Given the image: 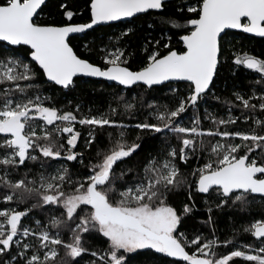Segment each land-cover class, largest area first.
Instances as JSON below:
<instances>
[{"label":"snow or ice","instance_id":"1","mask_svg":"<svg viewBox=\"0 0 264 264\" xmlns=\"http://www.w3.org/2000/svg\"><path fill=\"white\" fill-rule=\"evenodd\" d=\"M83 7L86 18L69 0H0V264H155L157 254L173 258L168 264H264V53L241 46L225 56L229 30L264 38V0ZM138 21L167 35L144 36L133 67ZM118 24V34L89 35ZM224 64L233 77L244 69L259 78L233 82L222 99L214 88ZM78 77L114 82L116 106H57L54 93H72ZM121 86L141 92L126 100ZM158 89L167 90L163 102L146 99ZM209 99L224 115L201 111ZM129 128L138 132L131 141ZM145 136L159 143L146 149ZM138 152L143 159H133ZM200 194L206 217L197 222ZM225 209L233 231L221 239L217 212ZM34 210L46 222L32 221ZM98 240L105 246L91 247Z\"/></svg>","mask_w":264,"mask_h":264},{"label":"trees","instance_id":"2","mask_svg":"<svg viewBox=\"0 0 264 264\" xmlns=\"http://www.w3.org/2000/svg\"><path fill=\"white\" fill-rule=\"evenodd\" d=\"M175 2L178 4L182 2V0H175ZM69 4L73 8H79L82 13H84V0H69ZM87 13H84V17L86 18ZM140 25L139 30L137 31L136 36H133L131 38L132 43V49L133 51H136L137 55L133 62V67H138L141 60H143V54L141 52V46L144 44V36H148L149 39H161L163 35H167V33L162 32L159 28L148 32L144 30L143 24H141L139 21L137 22ZM123 26L118 24L116 26H113L111 29L109 28H103L98 29L95 33H89L90 36H94L99 34L100 32H115L119 33L121 28ZM225 40L228 42L225 45V56H229L231 51L238 50L243 46L244 50L250 51L253 54H261L264 53V38L259 37H251L248 34L239 33L237 31H229L228 35L225 37ZM176 38H173V46L177 49L181 48L182 45L177 44ZM74 44H79V40H74ZM78 51L85 56H88V53H85L82 48H78ZM163 51V49H162ZM94 60H97L99 62L98 57L92 56L91 57ZM223 63V61H222ZM232 70L229 67L228 64H224L219 70V79L216 81V87L214 88V91L217 93V95H220L223 98H227L231 95L232 91V84L235 82L237 86H247L249 85V82L253 78H259L256 73H251L248 70L240 69L237 70V76L233 77L231 74ZM77 87L72 92L69 93L67 96H64L60 93V91H56L54 93L55 101L57 103V106L63 107L64 104L68 100H74L75 102H80L82 106L84 107L85 111L88 108H92L93 112L101 111V112H107L108 111V105L111 103L113 106H116V102L113 100V93L117 91V89L114 87V83L107 82L105 80H98V79H82L77 78ZM181 88L183 87V82H180ZM120 95H123L126 100H132L133 96L136 95V93L141 92V89H132L127 90L123 89L122 86L119 89ZM48 95H53L52 92L46 93ZM167 94V90L164 89V91H160L159 89L156 92H153L149 90L148 93L145 94L146 99H151L152 97H155L158 101L163 102L164 96ZM207 107L210 111L216 110L219 112L220 115H224L225 109L221 106L220 102L216 100L209 99L206 104H204L201 108V111H203V108ZM236 114H239V111L237 110ZM188 115H191V111ZM143 118V117H140ZM117 119H120L117 117ZM125 122L129 121L128 117H124ZM185 123H187V116L185 117ZM78 130L82 131L84 135L87 133L86 128H81L79 125H77ZM112 129H108L107 131L100 132L97 136V141L99 145H106L108 142V132H111ZM138 132L134 128L128 129V139L131 141L137 136ZM145 148L155 147L159 141L153 139L152 137L145 136ZM83 143V140L81 141ZM144 152H138L136 156H134L133 159H143ZM196 166V162L190 161L189 165L185 166L184 164H181L180 167L182 171H187L188 168H194ZM83 171V169H81ZM203 194L197 195V207L200 209V211L196 214V221H200L205 219L206 213L204 212V205H203ZM177 203H179L180 200L184 199V195L181 194L179 197L174 198ZM15 206V205H13ZM31 217V220L34 221L35 219H41L42 221L46 222L47 219V213H45L42 210H34L33 213L29 214ZM217 215L219 216L218 220V226L219 231L218 235H220L221 239H224L231 235L233 231V220H232V210L225 209L223 211L217 212ZM250 214H244L241 213L240 217V224L247 223V217ZM26 225H29V220L25 219L23 221ZM193 224L192 220H186L185 227H191ZM30 226L35 227L34 223H32ZM237 227L240 225L237 224ZM205 233L207 232V229H204ZM239 239L243 242H248L249 237L247 236H240ZM105 246L102 244L101 240L94 241L91 244V247H101ZM159 256V260L155 262V264H168V261H170L173 258H167L163 257L160 254H157ZM140 259H143L141 257Z\"/></svg>","mask_w":264,"mask_h":264},{"label":"water","instance_id":"3","mask_svg":"<svg viewBox=\"0 0 264 264\" xmlns=\"http://www.w3.org/2000/svg\"><path fill=\"white\" fill-rule=\"evenodd\" d=\"M229 31H235V30H229ZM78 78H82V79H96V78H83V77H78ZM75 79H77V78H75ZM98 80H103V79H98ZM107 82H109V81H107ZM111 83H114V82H111Z\"/></svg>","mask_w":264,"mask_h":264}]
</instances>
